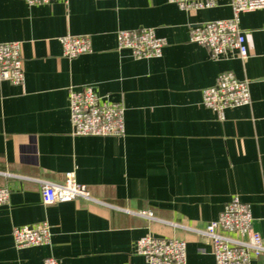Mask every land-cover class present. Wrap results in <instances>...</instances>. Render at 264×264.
Masks as SVG:
<instances>
[{
  "label": "crops",
  "instance_id": "obj_1",
  "mask_svg": "<svg viewBox=\"0 0 264 264\" xmlns=\"http://www.w3.org/2000/svg\"><path fill=\"white\" fill-rule=\"evenodd\" d=\"M214 1L0 0V42H20L24 71L21 86L0 82V264H147L135 251L147 234L184 240L186 264H215L202 232L234 197L264 242V9L239 17L248 55L215 59L189 41L191 26L231 18V0ZM140 28L164 39L160 58L117 50L118 30ZM67 33L88 35L91 52L64 57ZM225 71L249 80L250 102L219 119L201 92ZM82 86L122 104L121 136L73 134L68 92ZM67 174L90 198L44 204L41 183ZM39 222L49 243L16 247L13 229Z\"/></svg>",
  "mask_w": 264,
  "mask_h": 264
},
{
  "label": "built area",
  "instance_id": "obj_2",
  "mask_svg": "<svg viewBox=\"0 0 264 264\" xmlns=\"http://www.w3.org/2000/svg\"><path fill=\"white\" fill-rule=\"evenodd\" d=\"M27 5L47 4L51 0H23ZM180 10L196 11L215 5L214 0H167ZM232 16L229 19L202 22L191 26L189 41L204 46L212 58H245L248 55L245 35L238 23L242 13L264 9V0H231ZM117 50H128L135 59L160 58L165 41L156 36L153 28L118 30ZM62 55L75 58L91 52L86 34L70 33L58 37ZM19 41L0 42V82L15 86L24 82L23 59ZM70 122L77 136H121L124 132L123 112L120 103H111L99 97L91 86L70 87L68 92ZM249 80H238L232 72L218 74L213 85L201 92V104L223 119L225 110L249 104ZM9 191L0 186V205L7 202ZM41 198L44 204L66 202L75 198L89 199L84 185L67 174L64 183H41ZM141 215L152 217L150 212ZM47 222L15 227L12 231L16 247L46 245L50 240ZM202 235L212 245L215 264H250L254 258L264 256V242L252 225L248 204L234 197L227 202L216 220L209 222ZM135 251L147 264H186L184 240L155 237L150 234L140 237ZM43 264H59L47 256Z\"/></svg>",
  "mask_w": 264,
  "mask_h": 264
}]
</instances>
